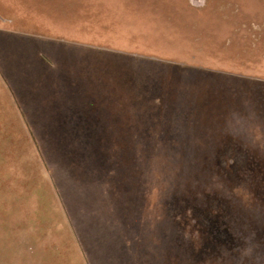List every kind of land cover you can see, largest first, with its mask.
<instances>
[{
	"label": "rangeland",
	"instance_id": "obj_1",
	"mask_svg": "<svg viewBox=\"0 0 264 264\" xmlns=\"http://www.w3.org/2000/svg\"><path fill=\"white\" fill-rule=\"evenodd\" d=\"M32 1L0 22V264H264V0ZM52 85L86 123L21 120Z\"/></svg>",
	"mask_w": 264,
	"mask_h": 264
},
{
	"label": "crops",
	"instance_id": "obj_2",
	"mask_svg": "<svg viewBox=\"0 0 264 264\" xmlns=\"http://www.w3.org/2000/svg\"><path fill=\"white\" fill-rule=\"evenodd\" d=\"M16 1L17 0H0V22H8L9 24H14L20 27H30L33 26V24L39 26L40 22L37 21L36 16L34 15L39 5H34L32 0H18L17 2ZM78 1L81 2V0ZM28 2L30 4H28ZM36 2H38V0H36ZM46 2L49 3L48 0H46ZM42 24L43 23H41V25ZM55 88H57V86L53 85L52 87H37L36 98L38 100L36 99L35 102H28L23 105H16L14 101L13 104L19 111L18 115H20L21 120L27 123L34 122L35 117H37L39 118V122L44 123H86V121L84 120L86 114L84 108L86 107V105H83V109L81 110L78 109L81 108L80 104L72 105L68 103L64 109L60 110L64 104L60 105L56 104L53 101H47V99H53L54 93L52 95L50 91L52 92L53 90H55ZM27 116H31L32 118L28 119Z\"/></svg>",
	"mask_w": 264,
	"mask_h": 264
}]
</instances>
